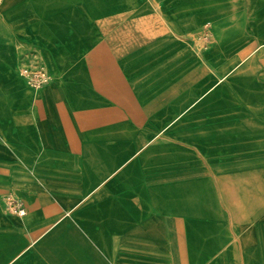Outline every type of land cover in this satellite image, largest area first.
<instances>
[{"label": "crops", "instance_id": "0c3cea01", "mask_svg": "<svg viewBox=\"0 0 264 264\" xmlns=\"http://www.w3.org/2000/svg\"><path fill=\"white\" fill-rule=\"evenodd\" d=\"M0 67V264H264V0H0Z\"/></svg>", "mask_w": 264, "mask_h": 264}, {"label": "rangeland", "instance_id": "374dc122", "mask_svg": "<svg viewBox=\"0 0 264 264\" xmlns=\"http://www.w3.org/2000/svg\"><path fill=\"white\" fill-rule=\"evenodd\" d=\"M27 55H29L28 57H26ZM30 54L26 53V54H22L21 53V58H20V67L17 69H14V73L16 76L21 77L20 75V71L23 68L22 66H28V65H33L34 63H30L28 62V60L30 59ZM32 58V57H31ZM22 67V68H21ZM10 69L6 68V67H0V90H3L5 87H7L12 81L10 80V75H14L12 74V72L9 71ZM47 70V69H46ZM49 72V71H48ZM52 78V76H51ZM26 84L28 85V87H30V89L32 88L31 86H29V84L26 82ZM45 87V86H44ZM29 89V88H28ZM34 89V88H32ZM42 89V88H41ZM82 198V197H81ZM85 198V197H84ZM85 199H83L80 202V207H82L86 202L84 201ZM0 203H3L6 205V210L9 211V213H14L18 215V211L15 209H12L9 204H17V205H22L24 206V200L21 198V196L17 195V194H13V193H9L3 196L2 200L0 198ZM11 211V212H10ZM116 236L115 234H113V237ZM159 248V247H158ZM137 251V253H136ZM150 252L149 249H147V247L143 248V256H147V252ZM163 251H166V249L160 246L159 250L156 249L155 252H158L154 254L155 257H159V259H157L159 264H164V262L168 261L167 259V253H163ZM116 255H120V253H124L127 252L129 253V255L132 256H140L141 254V249L135 250L132 249L131 246L125 247L124 245L121 246L120 248H116ZM167 259V260H166ZM170 261V260H169ZM168 261V263H169ZM102 264H120L118 259H114V260H109L106 259L101 260ZM172 262V261H171Z\"/></svg>", "mask_w": 264, "mask_h": 264}, {"label": "built area", "instance_id": "2783aa9c", "mask_svg": "<svg viewBox=\"0 0 264 264\" xmlns=\"http://www.w3.org/2000/svg\"><path fill=\"white\" fill-rule=\"evenodd\" d=\"M20 75L26 80L29 86L35 90L43 88L51 81L50 73L43 67H23L20 71ZM9 206L17 210L21 215H24L25 209H23L21 205L9 204Z\"/></svg>", "mask_w": 264, "mask_h": 264}, {"label": "bare ground", "instance_id": "6f19581e", "mask_svg": "<svg viewBox=\"0 0 264 264\" xmlns=\"http://www.w3.org/2000/svg\"><path fill=\"white\" fill-rule=\"evenodd\" d=\"M27 211V210H26ZM26 211L23 214H26Z\"/></svg>", "mask_w": 264, "mask_h": 264}]
</instances>
